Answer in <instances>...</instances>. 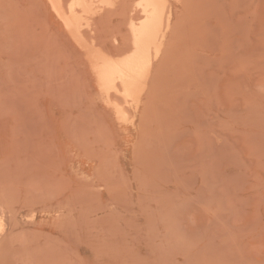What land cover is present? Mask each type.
<instances>
[{"label": "rangeland", "instance_id": "rangeland-1", "mask_svg": "<svg viewBox=\"0 0 264 264\" xmlns=\"http://www.w3.org/2000/svg\"><path fill=\"white\" fill-rule=\"evenodd\" d=\"M174 3L127 123L45 0H0V264H264V0Z\"/></svg>", "mask_w": 264, "mask_h": 264}, {"label": "bare ground", "instance_id": "bare-ground-1", "mask_svg": "<svg viewBox=\"0 0 264 264\" xmlns=\"http://www.w3.org/2000/svg\"><path fill=\"white\" fill-rule=\"evenodd\" d=\"M45 1L83 51L101 97L115 109L119 119L131 122L130 113H135L150 93L153 77L172 38L174 0H133L127 18L129 43L117 54L107 52L102 44L88 39L86 33L91 32L99 12L116 8L122 0Z\"/></svg>", "mask_w": 264, "mask_h": 264}]
</instances>
